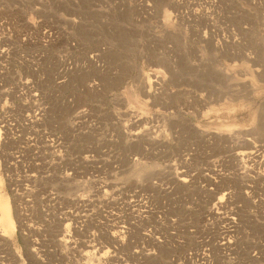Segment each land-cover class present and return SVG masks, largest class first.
<instances>
[{"label":"rangeland","instance_id":"1","mask_svg":"<svg viewBox=\"0 0 264 264\" xmlns=\"http://www.w3.org/2000/svg\"><path fill=\"white\" fill-rule=\"evenodd\" d=\"M0 196V264H264V0H0Z\"/></svg>","mask_w":264,"mask_h":264},{"label":"bare ground","instance_id":"2","mask_svg":"<svg viewBox=\"0 0 264 264\" xmlns=\"http://www.w3.org/2000/svg\"><path fill=\"white\" fill-rule=\"evenodd\" d=\"M225 140V139H220ZM252 153V151L250 152ZM14 231V221L8 199L0 196V234L7 235Z\"/></svg>","mask_w":264,"mask_h":264}]
</instances>
